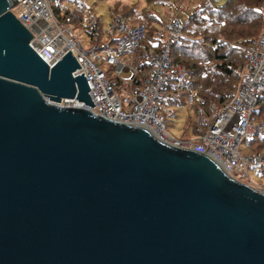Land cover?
Instances as JSON below:
<instances>
[{"label": "water", "instance_id": "95a60500", "mask_svg": "<svg viewBox=\"0 0 264 264\" xmlns=\"http://www.w3.org/2000/svg\"><path fill=\"white\" fill-rule=\"evenodd\" d=\"M0 0V264H264V190L95 106Z\"/></svg>", "mask_w": 264, "mask_h": 264}, {"label": "built area", "instance_id": "2783aa9c", "mask_svg": "<svg viewBox=\"0 0 264 264\" xmlns=\"http://www.w3.org/2000/svg\"><path fill=\"white\" fill-rule=\"evenodd\" d=\"M64 1L77 0H18L13 9L33 35L30 45L50 67L71 50L81 66L74 76L84 73L87 79L95 106L76 99H63L57 105L86 108L106 119L146 128L165 143L213 158L234 177L238 167H264V154L242 150L247 140L264 137V119H255L264 107V4L263 32L246 48V64L238 86L222 107L215 103L208 108L194 107L196 93L188 92L185 105L195 109L197 130L188 138H177L167 125V117L174 114L168 102L178 100L170 87L173 81H185L190 70L172 61L171 47L185 37L184 22L176 17L159 28V44L143 52L149 72L139 78L136 52L148 27L115 16L104 28L100 19L89 13L75 22L70 15H56L55 8ZM190 30L218 32L221 25L195 24ZM103 50L111 53L102 59V67L92 54Z\"/></svg>", "mask_w": 264, "mask_h": 264}, {"label": "trees", "instance_id": "16d2710c", "mask_svg": "<svg viewBox=\"0 0 264 264\" xmlns=\"http://www.w3.org/2000/svg\"><path fill=\"white\" fill-rule=\"evenodd\" d=\"M263 3L264 0H203L198 9L189 15L187 21H184L185 37L172 45L171 59L187 67L190 75L185 81L172 82L170 92L178 95V100L171 99L168 102L170 105H185V95L190 91L196 93L194 107L208 108L213 103L222 107L226 104L240 82L241 71L246 64V48L262 31ZM110 10L113 16L148 27L146 37L136 52L139 78H143L149 72V66L143 58L144 49L159 44L156 33L166 21L160 15L149 11V8L143 11L138 7L129 9L116 4ZM55 13L59 17L70 15L75 22L83 20L86 13L90 14L85 5L79 3L75 6H57ZM208 23L220 24L221 30H190L195 24ZM255 119H264V107ZM193 128L192 133H195V122ZM246 144L244 153L264 154V137H254L247 140ZM260 171L264 172V167Z\"/></svg>", "mask_w": 264, "mask_h": 264}, {"label": "rangeland", "instance_id": "374dc122", "mask_svg": "<svg viewBox=\"0 0 264 264\" xmlns=\"http://www.w3.org/2000/svg\"><path fill=\"white\" fill-rule=\"evenodd\" d=\"M202 1L203 0H77L75 2L64 1V5L75 6L77 3L85 5L87 11H89L90 14L97 16L103 23L104 28H108L115 17L110 8L116 4L126 6L129 9L138 7L143 11H146V8H149V11L160 15L166 22L171 21L176 17L184 22L187 21V18L193 11L198 9V6ZM191 28H193V26ZM262 32L263 23L260 35ZM110 53L111 52L109 51L103 50L99 51L97 54H92V57L95 60L97 59L103 67L102 59ZM169 106H171L174 111L173 115L167 117L169 132L177 138H188L192 136L194 122L195 127H197L195 121V109L188 105ZM246 143L247 141L242 147L243 151H246L247 149ZM234 175L239 178V180H243V182L264 190V172L260 171V167H251L248 170L243 167H238L234 172Z\"/></svg>", "mask_w": 264, "mask_h": 264}]
</instances>
